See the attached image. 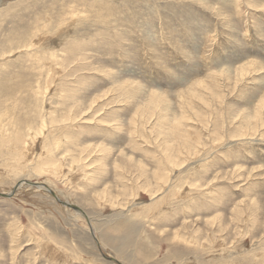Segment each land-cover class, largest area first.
I'll return each mask as SVG.
<instances>
[{"label": "rangeland", "instance_id": "374dc122", "mask_svg": "<svg viewBox=\"0 0 264 264\" xmlns=\"http://www.w3.org/2000/svg\"><path fill=\"white\" fill-rule=\"evenodd\" d=\"M0 264H264V0H0Z\"/></svg>", "mask_w": 264, "mask_h": 264}, {"label": "bare ground", "instance_id": "6f19581e", "mask_svg": "<svg viewBox=\"0 0 264 264\" xmlns=\"http://www.w3.org/2000/svg\"><path fill=\"white\" fill-rule=\"evenodd\" d=\"M20 142H22L21 141V139H20V137H16V140L12 143V144H14V146H17L18 144H20ZM82 213V212H81ZM85 214V213H84ZM83 216V215H82ZM122 223V222H121ZM104 236V235H103Z\"/></svg>", "mask_w": 264, "mask_h": 264}, {"label": "water", "instance_id": "95a60500", "mask_svg": "<svg viewBox=\"0 0 264 264\" xmlns=\"http://www.w3.org/2000/svg\"><path fill=\"white\" fill-rule=\"evenodd\" d=\"M72 208H74L75 210H80V208H76V206H72Z\"/></svg>", "mask_w": 264, "mask_h": 264}]
</instances>
